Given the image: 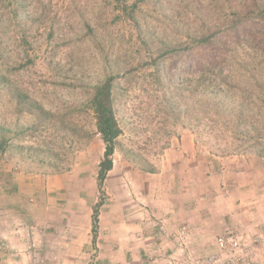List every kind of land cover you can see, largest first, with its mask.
Instances as JSON below:
<instances>
[{
	"label": "rangeland",
	"instance_id": "374dc122",
	"mask_svg": "<svg viewBox=\"0 0 264 264\" xmlns=\"http://www.w3.org/2000/svg\"><path fill=\"white\" fill-rule=\"evenodd\" d=\"M253 2L0 0V264H127L93 257L110 253L99 233L102 252L94 251L93 208L103 200L108 231L111 214L144 210L145 175L154 174L198 213L230 216L186 264L216 253L228 232L241 239L238 264H264V158L239 150L225 128L197 126L192 63L176 83L163 77L181 58L171 50L165 59L167 50L211 34L226 43V64L258 53L264 67V21L254 13L264 0ZM110 76L123 133L101 193L105 143L91 99ZM66 218L71 260L48 262L44 242L61 241L54 226Z\"/></svg>",
	"mask_w": 264,
	"mask_h": 264
},
{
	"label": "trees",
	"instance_id": "16d2710c",
	"mask_svg": "<svg viewBox=\"0 0 264 264\" xmlns=\"http://www.w3.org/2000/svg\"><path fill=\"white\" fill-rule=\"evenodd\" d=\"M253 3L254 7H258L257 0ZM247 6L249 10L252 8L249 4ZM254 13H258V17L264 21L263 5L255 9ZM191 41L193 43L191 42L187 48H184V44H179V47L170 48L163 54L165 57L170 55L169 51L173 50L181 57L174 66L165 68L163 77L176 83L178 74L189 73L188 66L192 63L195 66L193 71L196 79L194 113L197 126L210 125L214 128L218 125L220 128H225L232 133V143L239 150L264 158V67L260 65L261 62L258 64L256 61L258 53L250 54L251 60L243 58V62L238 66L228 65L226 64L228 55L223 52V46L226 43L224 44L216 34L192 37ZM209 49L216 52L210 53ZM191 51H197V57L192 62L188 59ZM159 61H162V58ZM159 61H156L157 66ZM157 71L160 80V65ZM115 88L116 77L110 76L94 88L91 99L97 130L105 143L104 156L99 164L98 172L101 193H104L105 180L114 167L113 156L117 150L118 139L123 133L117 116ZM167 101L169 106L173 107L169 97ZM102 205L101 199L93 208L94 242L98 236Z\"/></svg>",
	"mask_w": 264,
	"mask_h": 264
},
{
	"label": "crops",
	"instance_id": "0c3cea01",
	"mask_svg": "<svg viewBox=\"0 0 264 264\" xmlns=\"http://www.w3.org/2000/svg\"><path fill=\"white\" fill-rule=\"evenodd\" d=\"M189 147L192 145L189 144ZM154 180L158 183H154ZM145 181L149 182V186L145 184L143 211L133 208L131 205L134 204H127L126 209L128 210L130 206L132 209L129 208L125 217L119 216L118 213L110 215L111 226L108 231L104 224V213L101 212L99 238L104 237L105 240L109 238L110 253H100L98 256L94 254V258L107 256L109 262L120 261L127 264H186L198 251L208 248L211 239L209 234L217 229V225L221 229L229 225L230 216L227 213L220 214L214 210L198 213L193 209V201L190 199L182 201V194L164 190L166 180L161 175H145ZM152 182L159 188H152ZM120 219L124 221H119ZM68 221L66 218V222L60 227L54 226L55 233L61 232L60 242L45 240L43 257L46 261L56 262L59 257L63 263L71 260L74 246H71L69 241L71 230ZM51 234L54 237L55 234ZM78 243L82 249L84 242L80 240ZM94 244V251L99 248V252H102L100 242ZM77 248H80V245Z\"/></svg>",
	"mask_w": 264,
	"mask_h": 264
},
{
	"label": "built area",
	"instance_id": "2783aa9c",
	"mask_svg": "<svg viewBox=\"0 0 264 264\" xmlns=\"http://www.w3.org/2000/svg\"><path fill=\"white\" fill-rule=\"evenodd\" d=\"M216 244V253L200 256L193 260L192 264H238L240 258L235 256L241 249V239L238 235L232 232L220 235L216 238Z\"/></svg>",
	"mask_w": 264,
	"mask_h": 264
}]
</instances>
